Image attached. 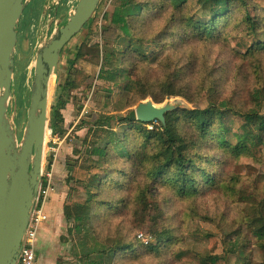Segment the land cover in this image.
<instances>
[{
	"label": "rangeland",
	"instance_id": "374dc122",
	"mask_svg": "<svg viewBox=\"0 0 264 264\" xmlns=\"http://www.w3.org/2000/svg\"><path fill=\"white\" fill-rule=\"evenodd\" d=\"M67 1L72 3L69 8L52 6V0H34L30 8L29 2L17 28L7 121L19 148L28 120L36 58L66 24L78 2ZM135 1L147 6V10L137 18L129 19V34L111 22L115 9L123 2L102 0L92 20L62 52L59 72L51 87V109L61 92L57 89L59 77L64 79L68 74V60L74 58L75 50L82 43L92 48L85 50L90 55L87 54L78 65L79 70L87 74L76 79L81 87L66 95L68 105L63 112L67 120L66 137L58 138L54 144L50 131L47 135L45 166L50 157L53 163L61 157L58 164L61 161L66 169L70 161L84 168L98 163L99 157L91 152L96 143L104 146V142L97 138L96 128H91L100 116L127 117L142 102H154L152 97L141 100V88L133 83L137 80L152 84L151 92L161 97L163 91L159 83L177 74L179 87L183 88L185 95L168 98L159 105H177L176 102L180 101L179 106L184 109H205L215 103L228 112L223 134L225 142L232 146H236L237 138L246 133L245 114L257 112L264 115V93L258 95L264 90V51L246 55L234 46L235 37L250 33L249 24L244 23L246 12L258 22L260 31L257 36L264 42V0H245L247 7L239 3L238 7L229 9V15L219 22L229 24L228 37L211 41L190 37L188 42L183 39L187 30L185 22L190 18L202 22L212 18L198 0H181L180 9L173 6L172 0ZM141 47L146 49L149 63L133 70L137 61L132 60L130 66L134 73L131 80L127 79L121 54L128 59L130 49L139 50ZM106 54L111 58L108 64L104 61ZM102 68L111 72L118 68L119 75L123 76H118L110 84L98 80ZM115 125L117 141L113 140L118 147L125 142L131 124L116 122ZM146 127L154 129L152 124ZM109 130L104 128L99 132L108 135ZM85 140L86 146L83 145ZM133 142L131 136L127 141L128 149L132 148ZM200 154L210 159V162L203 163V167L208 175L214 174L215 182L199 195L183 196L165 183L151 184L145 173L148 169H144L143 175L135 180L131 177L130 181H123L127 188L119 190L112 184L122 178V171L128 176L133 171L127 157L119 158L112 152L109 162L99 165L108 172V179L99 181L101 187L94 190L98 204L92 208L91 218L83 224L79 235L69 234L68 229L75 226V222L68 221L65 214H77L82 209H77L75 201H87L84 188L95 179L92 177L84 184L68 183L67 170L65 176L62 170L59 171L54 178L57 194L66 193L63 217L59 220L68 224V228L63 233L58 232L53 240V264H82L76 256L68 261H61L59 256L73 255L74 246L89 234L96 237V247L108 253L119 246L134 247L127 254L119 251L113 264H205L210 255L221 256L226 264H264L261 244L251 229L255 220L264 218V141L257 140L251 153L241 156L229 155L215 144L206 146ZM146 187L150 189L145 194ZM139 197L145 199L143 203ZM162 232H168V236L158 243L157 238ZM86 242L89 247L95 246L91 237ZM215 244L216 250H213Z\"/></svg>",
	"mask_w": 264,
	"mask_h": 264
},
{
	"label": "trees",
	"instance_id": "16d2710c",
	"mask_svg": "<svg viewBox=\"0 0 264 264\" xmlns=\"http://www.w3.org/2000/svg\"><path fill=\"white\" fill-rule=\"evenodd\" d=\"M121 1L123 4L115 9L111 22L120 27L125 33L129 34V19L137 18L142 15V13L147 10V6L139 2L136 3L135 0ZM172 1L173 6L176 5V8H181V0ZM198 1L205 12L212 14V18L206 22L200 20L195 21L192 18L186 21L185 27H187V30L183 35V39L186 42L190 40L188 39L190 37L196 38V40L199 41L219 40L221 36L228 37L229 35H227L228 32L226 30L229 24L221 25L219 22L229 15L228 12L231 7H238L239 3H242V7H247L245 0ZM30 3V8H32L34 0H31ZM70 5H72L71 2L61 0L59 7L69 8ZM26 10L27 6L25 11ZM234 19L235 18H232V20ZM245 19L246 21H244V23H247V25L249 24L248 27L251 28L250 33L246 36L235 37L234 46L243 54L256 55L264 51V42L257 36L260 31L259 24L249 12H246ZM86 49L91 50L92 48L91 46L87 47L84 42L75 50L74 58L68 60V74L66 77L64 79L59 77L57 89L61 92L56 96L57 102L51 109L49 126L53 137L63 139L68 133L65 128V118L63 114V111L66 110L68 105L66 95H69L70 92L81 87L82 84H79L76 80L78 76L87 75L83 71H80L81 69L79 70L78 67L79 63L84 61L88 54L85 53ZM128 52L130 59L129 57L126 59V55L121 54V60H123L122 67H126L125 72L127 73V79L131 80V76L134 73H132L130 66L132 60L134 63L137 61V63L133 64L132 69L138 70L140 65H147L149 63V56L144 47H141L139 50H133L132 48ZM110 59V55L106 54L104 57L105 64H108ZM119 73L120 70L118 68L113 69V72L102 68L99 79L110 84L113 83L118 76H123L122 74L119 75ZM178 79V75L175 74L172 78L159 83L163 91L161 97H157L151 92L152 84L144 81L142 82L141 80H137L133 83H135V86L141 88L139 92L141 100L152 97L156 104H162L168 98L185 95L183 93V88L179 87ZM263 93L264 90L258 92V95L260 96V94ZM227 113L228 112L222 110V108L215 103L210 104L205 109H184L180 107L176 111L166 114L165 123H151L154 125L153 130H148L146 127L148 124L141 123L137 120L136 111L130 112L127 117L101 115L99 120L95 122V126L91 128H96L95 134L97 138L104 142V146H98L96 143L91 152V155L99 157L98 163H95L94 166L90 168L78 166L77 163H73V161L67 164L69 171L68 183L75 182L84 184L89 179H95L89 187L84 188V191L88 195L87 201H75L77 209H82L78 210L77 214H65V218L68 221L73 220L75 222V226L68 229L69 234L71 235L74 233L79 235L81 231H83V224L87 223L89 218H91L92 208L96 207L98 204L95 201L96 193H94V190L101 187L99 181L105 182L108 179V172L100 168L99 165L108 163L112 152L117 153L119 158L127 157V161L131 163L133 171V173L130 174L131 176H128L122 171V178L112 184L119 190H125L127 188V185L123 184V181H130L131 177L135 180V178H139L141 174L143 175L144 169H148L145 173L148 179L151 180V184H157L158 182L161 184L165 183L173 191H178V193H181L183 196L199 195L204 189L215 182L214 174L208 175L203 167L204 162H210L209 158H203L202 154H200L203 148L215 144L222 147L223 151L229 155L241 156L251 153L257 140L264 141V115L252 112L245 114L247 122L245 129L246 133L237 138L238 144L232 146V144L225 142L223 123ZM116 122L131 124L130 128H128L129 130L126 131L125 142L118 147H116V142L113 140V138L116 139V134L114 132ZM82 125L78 128L81 129ZM104 128L111 129L108 135L99 132H102ZM131 136L134 137V142L132 143V148L128 149L127 141H129ZM86 142L87 140L84 141V146H86ZM120 147H122V149H120ZM49 160V163L52 164V157H50ZM91 187H93V189H91ZM149 189V187L144 188V193H148ZM144 200V198L139 197L140 202L143 203ZM157 222L156 220L155 223ZM251 229L253 235L261 244L264 261V218L255 220L251 225ZM89 235L84 236L83 240L79 241V244L74 246L75 248L73 250V254L80 259L79 261L82 264H103L105 261H108L109 264H113L119 251L127 254L134 248L130 245L119 246L108 253L107 250L98 249L96 237ZM166 236H168V232H162L157 238V242L160 243L164 241ZM90 237L95 241V246L93 247H89L86 242V239ZM152 249L156 248L152 246ZM213 250H216V244ZM205 264H226V261L219 255H210L205 260Z\"/></svg>",
	"mask_w": 264,
	"mask_h": 264
},
{
	"label": "water",
	"instance_id": "95a60500",
	"mask_svg": "<svg viewBox=\"0 0 264 264\" xmlns=\"http://www.w3.org/2000/svg\"><path fill=\"white\" fill-rule=\"evenodd\" d=\"M30 1L0 0V264L17 263L41 185L50 131L52 79L59 72L61 54L92 20L102 0H79L66 24L38 54L27 125L19 148L7 121V110L13 85L17 28ZM176 103L142 102L135 110L137 120L144 124L165 123L166 114L182 104Z\"/></svg>",
	"mask_w": 264,
	"mask_h": 264
},
{
	"label": "built area",
	"instance_id": "2783aa9c",
	"mask_svg": "<svg viewBox=\"0 0 264 264\" xmlns=\"http://www.w3.org/2000/svg\"><path fill=\"white\" fill-rule=\"evenodd\" d=\"M60 4L61 0H52V6H59ZM57 142L58 138L51 135V143L56 144ZM53 152H55L56 155L55 148ZM55 158H57V155ZM55 161L54 163L52 162V164L48 163L46 166H43L41 185L35 198L34 209L22 241L21 251L16 264H37L41 229L42 226L49 221V216L46 211L47 202L50 196L57 191L54 184ZM142 237L143 236H141V238Z\"/></svg>",
	"mask_w": 264,
	"mask_h": 264
},
{
	"label": "crops",
	"instance_id": "0c3cea01",
	"mask_svg": "<svg viewBox=\"0 0 264 264\" xmlns=\"http://www.w3.org/2000/svg\"><path fill=\"white\" fill-rule=\"evenodd\" d=\"M98 80H99V76H98ZM66 121L67 120H65V123ZM58 160L56 161L55 166H54V176L55 177L58 176L59 171L61 170H62L61 173L64 174L65 176L66 174L65 164H62L61 161L58 164ZM66 170H67V173L69 174L68 166ZM65 198H66V193L64 191L61 194H57V191H56L55 194H52L50 196V199L47 202L46 211H47V215L49 216V221L46 222L42 226V229H41L39 245H38L39 247H38L37 264L38 263L39 264H53V240L55 239L58 232L63 233V230L68 228V224H64L63 222H61L62 220L61 221L59 220L60 218L63 217L61 213L64 210L63 208H64V203H65ZM74 256H75L74 254L73 255L68 254V256H66L65 258H61L59 256V259L61 261H68V260L73 259Z\"/></svg>",
	"mask_w": 264,
	"mask_h": 264
},
{
	"label": "bare ground",
	"instance_id": "6f19581e",
	"mask_svg": "<svg viewBox=\"0 0 264 264\" xmlns=\"http://www.w3.org/2000/svg\"><path fill=\"white\" fill-rule=\"evenodd\" d=\"M54 77H55V76H53V79H54ZM53 79H52V82H53ZM50 103H51V102H50ZM18 156H19V155H17V157H18Z\"/></svg>",
	"mask_w": 264,
	"mask_h": 264
}]
</instances>
